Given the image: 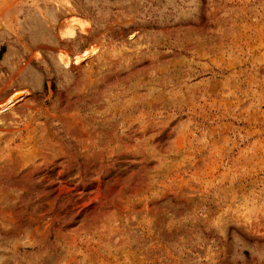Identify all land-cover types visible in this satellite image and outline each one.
Returning <instances> with one entry per match:
<instances>
[{
  "label": "rangeland",
  "instance_id": "1",
  "mask_svg": "<svg viewBox=\"0 0 264 264\" xmlns=\"http://www.w3.org/2000/svg\"><path fill=\"white\" fill-rule=\"evenodd\" d=\"M2 47L0 264H264V0H0Z\"/></svg>",
  "mask_w": 264,
  "mask_h": 264
},
{
  "label": "bare ground",
  "instance_id": "2",
  "mask_svg": "<svg viewBox=\"0 0 264 264\" xmlns=\"http://www.w3.org/2000/svg\"><path fill=\"white\" fill-rule=\"evenodd\" d=\"M76 26H79L80 28L82 27V29H83V27L85 26L83 23V25L81 24V22H79L78 21V19H77V21H76ZM73 26H74V24H73ZM75 28V27H74ZM85 28V27H84ZM73 33H75L74 32V30H73ZM71 34V33H70ZM20 95V96H19ZM23 98V94H17V95H15L14 97H12L9 101H8V103L6 104V105H4V107H3V109L4 110H6V109H9L10 107H12V105H14L15 103H16V101H20L21 99ZM3 109H1V110H3Z\"/></svg>",
  "mask_w": 264,
  "mask_h": 264
},
{
  "label": "trees",
  "instance_id": "3",
  "mask_svg": "<svg viewBox=\"0 0 264 264\" xmlns=\"http://www.w3.org/2000/svg\"><path fill=\"white\" fill-rule=\"evenodd\" d=\"M5 52H6V48H5V47H2V48L0 49V61L2 60L3 55L5 54Z\"/></svg>",
  "mask_w": 264,
  "mask_h": 264
},
{
  "label": "water",
  "instance_id": "4",
  "mask_svg": "<svg viewBox=\"0 0 264 264\" xmlns=\"http://www.w3.org/2000/svg\"><path fill=\"white\" fill-rule=\"evenodd\" d=\"M20 96V95H19Z\"/></svg>",
  "mask_w": 264,
  "mask_h": 264
}]
</instances>
